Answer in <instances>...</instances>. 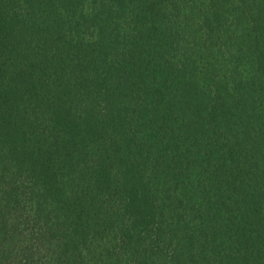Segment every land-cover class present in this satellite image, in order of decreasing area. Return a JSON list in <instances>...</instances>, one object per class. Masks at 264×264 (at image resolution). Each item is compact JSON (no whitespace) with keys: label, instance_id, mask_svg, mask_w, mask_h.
Here are the masks:
<instances>
[{"label":"trees","instance_id":"obj_1","mask_svg":"<svg viewBox=\"0 0 264 264\" xmlns=\"http://www.w3.org/2000/svg\"><path fill=\"white\" fill-rule=\"evenodd\" d=\"M0 264H264V0H0Z\"/></svg>","mask_w":264,"mask_h":264},{"label":"rangeland","instance_id":"obj_2","mask_svg":"<svg viewBox=\"0 0 264 264\" xmlns=\"http://www.w3.org/2000/svg\"><path fill=\"white\" fill-rule=\"evenodd\" d=\"M215 55H216V54H215ZM226 58H227V57L225 56L224 59H222V60H220V61H224V60H226Z\"/></svg>","mask_w":264,"mask_h":264}]
</instances>
